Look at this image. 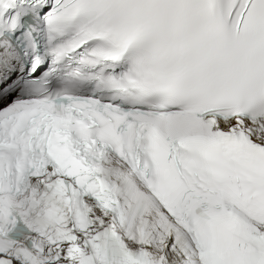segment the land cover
Segmentation results:
<instances>
[{
    "label": "snow or ice",
    "instance_id": "1",
    "mask_svg": "<svg viewBox=\"0 0 264 264\" xmlns=\"http://www.w3.org/2000/svg\"><path fill=\"white\" fill-rule=\"evenodd\" d=\"M0 264H264V0H0Z\"/></svg>",
    "mask_w": 264,
    "mask_h": 264
}]
</instances>
